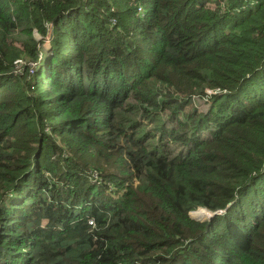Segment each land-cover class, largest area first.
I'll return each instance as SVG.
<instances>
[{"label":"trees","instance_id":"16d2710c","mask_svg":"<svg viewBox=\"0 0 264 264\" xmlns=\"http://www.w3.org/2000/svg\"><path fill=\"white\" fill-rule=\"evenodd\" d=\"M0 264H264V0H0Z\"/></svg>","mask_w":264,"mask_h":264},{"label":"rangeland","instance_id":"374dc122","mask_svg":"<svg viewBox=\"0 0 264 264\" xmlns=\"http://www.w3.org/2000/svg\"><path fill=\"white\" fill-rule=\"evenodd\" d=\"M107 1H109V0H107ZM35 37L36 38H39L37 35H35ZM46 53H48V51H46ZM34 66V65H33ZM33 68H35V66L33 67ZM38 69V67L36 66V70ZM37 74V73H36ZM36 82H37V79L35 80V81H33V83H34V86L36 85ZM193 100H194V104H195V106H196V108L201 112V111H206V109L208 108V106H209V104L208 103H206L205 102V100L204 99H199L198 97H193ZM133 118V117H132ZM137 120H140L138 117L136 118ZM135 119V120H136ZM134 120V121H135ZM150 128V126L148 125V127H147V129H149ZM198 210V209H197ZM196 210V211H197ZM212 216V214H210L209 215V217H211ZM192 218H194L193 216H191ZM195 220H199V221H202V222H207L208 220H207V218H203V219H200V218H194Z\"/></svg>","mask_w":264,"mask_h":264},{"label":"bare ground","instance_id":"6f19581e","mask_svg":"<svg viewBox=\"0 0 264 264\" xmlns=\"http://www.w3.org/2000/svg\"><path fill=\"white\" fill-rule=\"evenodd\" d=\"M211 214V212H209L208 210H205V209H201L199 208L197 211H193L191 212V216H193L194 218H200V219H203V218H208L209 215Z\"/></svg>","mask_w":264,"mask_h":264},{"label":"clouds","instance_id":"9594fccd","mask_svg":"<svg viewBox=\"0 0 264 264\" xmlns=\"http://www.w3.org/2000/svg\"><path fill=\"white\" fill-rule=\"evenodd\" d=\"M195 211H196V210H195ZM191 212H193V211H191ZM191 212H189V216H190V217H191ZM209 212H210V211H209ZM215 213H216V215H219L221 212H215ZM211 214H214V213L211 212ZM216 215H215V216H216ZM215 216H213V218H214ZM191 218H192V217H191ZM210 218H211V217H208L207 220H208V221H211V220L213 219V218H212V219H210ZM192 219H194V218H192ZM194 220H195V219H194ZM196 221H198V222H202V221H199V220H196Z\"/></svg>","mask_w":264,"mask_h":264},{"label":"water","instance_id":"95a60500","mask_svg":"<svg viewBox=\"0 0 264 264\" xmlns=\"http://www.w3.org/2000/svg\"><path fill=\"white\" fill-rule=\"evenodd\" d=\"M229 205H230V204H229ZM229 205H228V206H229ZM215 215H216V213L212 214V216H211V218H210V219H212V218H213V216H215Z\"/></svg>","mask_w":264,"mask_h":264},{"label":"built area","instance_id":"2783aa9c","mask_svg":"<svg viewBox=\"0 0 264 264\" xmlns=\"http://www.w3.org/2000/svg\"><path fill=\"white\" fill-rule=\"evenodd\" d=\"M89 224H92V222L90 221Z\"/></svg>","mask_w":264,"mask_h":264}]
</instances>
